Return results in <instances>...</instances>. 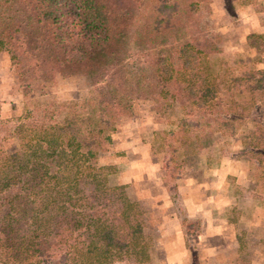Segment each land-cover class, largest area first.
<instances>
[{
    "label": "trees",
    "instance_id": "1",
    "mask_svg": "<svg viewBox=\"0 0 264 264\" xmlns=\"http://www.w3.org/2000/svg\"><path fill=\"white\" fill-rule=\"evenodd\" d=\"M210 1L0 0L19 109L15 147L0 145V264H152L143 206L102 159L139 101L178 107L208 134L247 122L238 150L264 179V68L242 77L212 62ZM221 1L231 14L235 0ZM72 75L84 96L56 98Z\"/></svg>",
    "mask_w": 264,
    "mask_h": 264
},
{
    "label": "rangeland",
    "instance_id": "2",
    "mask_svg": "<svg viewBox=\"0 0 264 264\" xmlns=\"http://www.w3.org/2000/svg\"><path fill=\"white\" fill-rule=\"evenodd\" d=\"M201 7L220 38L215 65L226 61L242 77L264 68V0H235L231 14L221 0ZM16 73L1 50L0 145L7 151L16 145L10 135L19 111L10 86ZM85 92L86 80L79 75L61 79L55 89L58 99ZM182 115L178 107L159 115L151 101H139L123 116L102 157L118 165L117 179L143 206L152 264H264V179L254 160L238 150L249 124L225 130L224 123L208 134L206 126L198 128L197 120ZM181 117L189 135L184 144Z\"/></svg>",
    "mask_w": 264,
    "mask_h": 264
}]
</instances>
